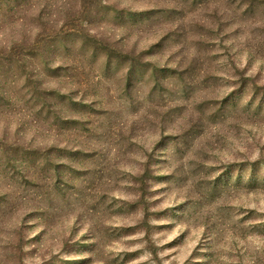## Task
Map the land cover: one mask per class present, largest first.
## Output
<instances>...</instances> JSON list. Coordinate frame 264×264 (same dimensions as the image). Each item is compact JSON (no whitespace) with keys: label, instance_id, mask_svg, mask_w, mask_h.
Here are the masks:
<instances>
[{"label":"rangeland","instance_id":"obj_1","mask_svg":"<svg viewBox=\"0 0 264 264\" xmlns=\"http://www.w3.org/2000/svg\"><path fill=\"white\" fill-rule=\"evenodd\" d=\"M0 264H264V0H0Z\"/></svg>","mask_w":264,"mask_h":264}]
</instances>
